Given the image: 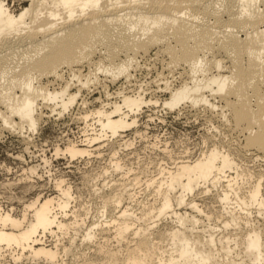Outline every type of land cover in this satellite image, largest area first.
<instances>
[{
    "label": "bare ground",
    "instance_id": "6f19581e",
    "mask_svg": "<svg viewBox=\"0 0 264 264\" xmlns=\"http://www.w3.org/2000/svg\"><path fill=\"white\" fill-rule=\"evenodd\" d=\"M7 1L0 0V52L15 46L14 43L31 48L26 51L25 61L0 56V102L7 104V112H0V117L5 125L35 131L41 99L59 107L60 115L68 111L81 89L79 94L72 95L71 84L67 83L51 92L41 81L62 78L64 68L71 70L91 60L89 56L96 53L97 47L105 45L114 50L116 46L119 54L142 52L144 56L159 47L160 53L169 55L170 66L185 63L191 73V82L185 81L170 90V98L163 106L173 110L191 102L193 107L204 103L212 111L217 110L205 95L208 90L210 98L224 103V120L248 133L245 147L264 153V11L259 7L264 0H31L30 6L20 11L11 10ZM141 1H147L149 6ZM218 2L233 16L227 23L232 31L221 33L216 32V27L214 31L211 24H197L199 14L204 16ZM124 3H128L126 9H138L137 14H126L129 23H123L124 16L114 13L112 8L107 9ZM132 27L141 31L135 32ZM241 32L246 35L244 39L238 35ZM211 50L222 53L228 67L223 66V59L209 60L206 55ZM106 57L111 67L103 72L113 79L129 70L128 62L119 60L117 53H108ZM213 69L216 75H210ZM17 90L20 96L15 94ZM151 103L142 94L122 95L121 101L112 107L95 110L92 116L98 119L100 133L80 144H68L64 154L71 159L90 156V146L108 134L115 138L135 126L131 114ZM88 118L89 115L85 119ZM60 152L57 149L56 156ZM116 156L111 158L108 169L127 172L123 176L127 177L132 170L125 171ZM139 182L138 177L127 184L106 182L96 190L102 199L100 214L105 220L87 228L83 241L93 242L97 232L105 229L115 234L117 244L129 241L123 251L101 249L105 264H264V173L243 168L230 152L214 147L192 163L160 169L158 178L146 182L147 190L153 189L155 201L145 204L138 215L130 205L135 198L131 188ZM56 189L57 196L38 197L18 217L12 211L0 209V260L4 253H9L15 264L23 260L57 263L60 245H48L46 236L59 238L71 229L86 226V220H79L80 215L73 211L75 222L66 221L74 200L72 190L64 186V181L57 183ZM198 191L211 196L213 203L219 205L217 214L205 211L196 202L194 195ZM126 201L131 204L125 207ZM112 207L114 212L109 215ZM253 213L263 221L262 225L252 218ZM166 217L176 226L161 231L157 225ZM202 217L209 221L208 225H202ZM64 253L68 255L69 251L65 249Z\"/></svg>",
    "mask_w": 264,
    "mask_h": 264
},
{
    "label": "rangeland",
    "instance_id": "374dc122",
    "mask_svg": "<svg viewBox=\"0 0 264 264\" xmlns=\"http://www.w3.org/2000/svg\"><path fill=\"white\" fill-rule=\"evenodd\" d=\"M30 1L8 0L7 4L11 10L20 11L29 7ZM141 2L145 3L146 7L149 6L147 1ZM218 3L210 6L208 9L210 12H205L204 16L203 13L201 16L199 14L196 18L199 23L195 19H188H192L191 21L199 25L207 23L206 25L210 26L211 24L213 29L216 27V32L232 31V28L227 27V23L233 16L225 9L226 6L220 4L221 2ZM263 5L262 3L259 6L261 11H264ZM127 6L128 3H124L119 6H109L107 9L110 11L112 8L111 11L124 16L121 18L123 23H129L130 17L126 14H137L138 9L135 12L129 7L126 9ZM202 9L199 10L202 11ZM261 26L260 28L263 29ZM130 29H134L135 32L141 31L136 27ZM238 35L242 39L246 36L243 32ZM14 40L16 42L15 38L13 42ZM14 45L2 50L0 56L9 57L10 55L15 60L19 58L25 61L26 51L31 47L29 45L19 46L16 43ZM102 46L97 47L96 53L89 56L91 60L87 59L83 64L71 70L64 68L61 73L62 78H57V80L49 77L41 81L51 92L60 90L67 83L71 84L70 94L72 95L79 94L81 89L76 103L68 111L60 115L62 110L59 107H54L52 103L46 104L42 99L39 100L37 112L39 121L35 131L28 127L23 130L12 128L5 125L0 117V209L12 211V214L18 217L23 208L38 197L57 196L56 185L64 181V186L72 190L74 198L69 212L70 217H67L66 221L75 222L73 211L80 215L79 220H86V226L78 230L71 229L64 236L59 238H54L49 234L46 236L48 245L55 244V242L60 245L61 255L56 264H105L106 257L99 252L101 249L116 252L125 250L129 245V241L122 245L117 244L114 239L115 234L108 229L98 231L97 238L93 242L83 241L82 236L87 228L97 221L105 220L100 214L102 199L96 195V190L102 188L106 182L108 185L116 181L127 184L136 177L140 178L139 185L131 188V193L135 194V198L130 205L139 215L145 204H153L155 201L153 189L148 191L146 182L158 178L160 169H172L176 163H192L214 147L230 152L243 168L254 173H264V153L245 147L248 133L236 127L233 122L224 120L222 117L224 103L219 98H210L211 94L208 90L205 91V95L209 97L211 104L218 107L217 110L212 111L210 106L204 103L193 107L191 102H185L184 105L173 110L163 106L164 102L170 98V90L179 88L185 81L191 82L188 65L182 63L178 66H170L169 55L163 51L160 53L159 47H154L155 49L148 51L149 53L145 56L142 52L138 53V56L134 54L136 57L133 58L131 53L122 52L120 55L116 46L114 50L111 47L112 50L105 45ZM110 51L117 53L119 60L128 62L129 65L128 73L118 76L116 80L111 74L103 72L110 66L106 60ZM211 51L206 55L209 60L216 58L225 61L222 53H218L217 50ZM228 65L225 61L223 66L228 67ZM99 69H102L101 72ZM72 73L78 77H74ZM211 74L216 75L217 71L213 69ZM85 83L88 84L83 87ZM166 87L169 89L167 90ZM15 94L20 96L21 92L17 90ZM136 94H142L146 101L151 100L152 103L143 105L137 114H131L132 119L136 120L135 126L121 132L115 138L108 134L107 137L102 138L92 147L90 146L89 149L92 151L90 156L71 159L64 154L68 144H80L87 137L94 138L100 133L98 119L92 116V112L103 106L110 108L114 103H119L122 95ZM6 105L5 102L4 104L0 102V112H7ZM54 109H56L55 112ZM87 115L89 118L86 120ZM14 121L16 124L19 123L18 118H14ZM57 149L61 152L56 156ZM114 154L117 155L116 159L121 162L125 171L132 170L127 177H123L127 172H113L112 168L108 169ZM105 169L108 171L103 176ZM109 192L106 190L105 193L109 194ZM194 198L205 211L211 210L216 214L219 212V205L213 203L211 196L198 191ZM124 204L126 207L131 203L126 201ZM112 211L114 212V207L111 208L109 215H112ZM204 218L202 217V225H208L209 221ZM252 218L258 221L259 225L263 224L264 219L261 217L262 221L256 213H253ZM213 224L210 225L214 226ZM157 226L162 231L176 225L170 217H166ZM65 249L69 251L68 255L64 253ZM0 264L15 263L9 253H4ZM19 264H45V262L23 260Z\"/></svg>",
    "mask_w": 264,
    "mask_h": 264
}]
</instances>
